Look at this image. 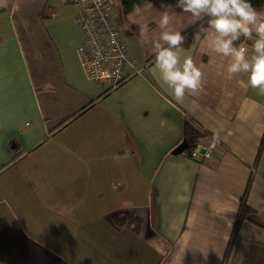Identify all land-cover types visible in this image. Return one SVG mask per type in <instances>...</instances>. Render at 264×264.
Returning a JSON list of instances; mask_svg holds the SVG:
<instances>
[{"label":"crops","instance_id":"0c3cea01","mask_svg":"<svg viewBox=\"0 0 264 264\" xmlns=\"http://www.w3.org/2000/svg\"><path fill=\"white\" fill-rule=\"evenodd\" d=\"M55 1L66 18L48 34L60 50L36 61L19 38L18 0H0V217L62 264H264V228L237 222L243 200L264 222V95L245 74L228 77L206 17L160 0L123 14L141 74L109 90L84 75L81 32ZM163 12L183 33L199 24L181 57L202 69L203 87L182 104L153 76ZM185 122L210 160L172 153Z\"/></svg>","mask_w":264,"mask_h":264},{"label":"clouds","instance_id":"9594fccd","mask_svg":"<svg viewBox=\"0 0 264 264\" xmlns=\"http://www.w3.org/2000/svg\"><path fill=\"white\" fill-rule=\"evenodd\" d=\"M177 5L193 22L207 18L211 29L207 47L221 62L227 61L228 77L245 74L248 86L264 95V11L250 0H177ZM172 20L170 13L163 12L157 22L153 76L182 104L186 94L195 95L203 87L204 75L190 57L182 59L186 37ZM246 42H251V52Z\"/></svg>","mask_w":264,"mask_h":264},{"label":"built area","instance_id":"2783aa9c","mask_svg":"<svg viewBox=\"0 0 264 264\" xmlns=\"http://www.w3.org/2000/svg\"><path fill=\"white\" fill-rule=\"evenodd\" d=\"M58 1L73 9L75 23L81 32L74 41V49L80 67L89 80L106 81L109 90H117L141 74L118 27L114 11L117 0ZM200 149L204 150V161L212 158L211 147L204 145L192 149L190 157L197 156Z\"/></svg>","mask_w":264,"mask_h":264},{"label":"trees","instance_id":"16d2710c","mask_svg":"<svg viewBox=\"0 0 264 264\" xmlns=\"http://www.w3.org/2000/svg\"><path fill=\"white\" fill-rule=\"evenodd\" d=\"M154 0H121L120 9L123 14H130ZM164 6L178 7L177 0H160ZM258 11H264V0H250ZM207 21V18L203 22ZM199 24L189 29L187 35ZM186 45V42L185 44ZM155 55L153 56V58ZM199 135L185 122L183 123V138L187 142L185 153L197 146ZM244 199V198H243ZM122 219V218H121ZM250 221L264 228V222L243 200L239 209L237 222ZM0 262L5 264H62L63 260L29 238L19 228L11 225L6 219L0 217Z\"/></svg>","mask_w":264,"mask_h":264},{"label":"rangeland","instance_id":"374dc122","mask_svg":"<svg viewBox=\"0 0 264 264\" xmlns=\"http://www.w3.org/2000/svg\"><path fill=\"white\" fill-rule=\"evenodd\" d=\"M117 1L114 11L115 15L119 12L118 27L124 35L123 25H121L123 13L119 11L120 3L119 0ZM60 8L55 0H18L15 21L18 25L19 38L25 53H30L28 56H32L33 60L51 61L55 58L53 50L57 52L60 50V47L56 45L57 40L48 34L50 30L59 29L54 28L58 24L57 21L66 18L62 15ZM66 8L73 15V9L70 6Z\"/></svg>","mask_w":264,"mask_h":264},{"label":"water","instance_id":"95a60500","mask_svg":"<svg viewBox=\"0 0 264 264\" xmlns=\"http://www.w3.org/2000/svg\"><path fill=\"white\" fill-rule=\"evenodd\" d=\"M187 142L185 139H182L181 143L176 146L173 150H172V153L173 154H178V153H182L185 151V149L187 148ZM204 150L203 149H200V152H203Z\"/></svg>","mask_w":264,"mask_h":264}]
</instances>
